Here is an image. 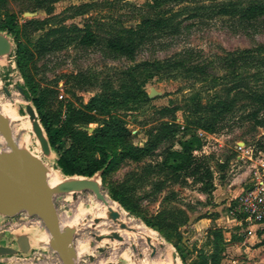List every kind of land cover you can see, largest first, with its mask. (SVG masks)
Returning <instances> with one entry per match:
<instances>
[{"label":"rangeland","instance_id":"obj_1","mask_svg":"<svg viewBox=\"0 0 264 264\" xmlns=\"http://www.w3.org/2000/svg\"><path fill=\"white\" fill-rule=\"evenodd\" d=\"M263 1L182 0L155 7L153 0H0V24L8 19L17 24L15 39L0 31L10 46L0 56V113L28 119L26 106H32V101L17 89L26 81L36 94L44 93L43 112L55 126L63 124L70 108L80 109L94 96L135 95V102L117 98L111 115L131 131L129 144L143 148L157 138L160 141L140 161H120L104 182L100 172L91 178L64 177L55 164L57 154L44 156L32 133L23 152L64 186L74 181L97 183L127 218L171 251L174 264H208L214 254V234L222 235L219 264H264V224L240 223L230 216L233 201L247 188L253 168L235 146L242 143L254 152L260 150L264 163V18L240 21L216 14L222 3L247 6ZM160 16L171 23L161 30L150 29L132 58L107 47L111 36L137 30L143 20ZM86 29L93 32L96 42L79 46L75 38ZM18 45L30 57L23 71L16 62ZM141 91L147 94L146 100L140 99ZM151 91L154 96L148 98ZM102 120L98 116L96 122L79 129L91 135ZM190 136L203 144L196 157H204L211 170L209 195L191 177H177L162 167L166 152L178 149ZM2 139L0 135V152L6 154ZM221 188L227 191L218 196L216 191ZM215 196L220 199L218 204ZM52 201L59 222L72 224L69 245L75 264H145L152 259L153 249L142 235L120 229V223L102 210L91 191H57ZM166 212H170L168 217ZM160 216L167 219L162 227ZM20 217L0 215L5 243L13 245L17 237L28 233L37 239L30 264H60L42 221L33 216L28 223L15 226ZM249 232L254 236L245 250ZM112 234L134 237L108 239Z\"/></svg>","mask_w":264,"mask_h":264},{"label":"trees","instance_id":"obj_2","mask_svg":"<svg viewBox=\"0 0 264 264\" xmlns=\"http://www.w3.org/2000/svg\"><path fill=\"white\" fill-rule=\"evenodd\" d=\"M176 1L182 0H153L152 6L158 7L164 3H176ZM217 6L216 14L233 18L238 17L240 21L264 18V1L261 3H251L247 6H243L240 2H226ZM171 21V19L164 16H160L157 19H145L137 30L129 29L125 34H117L108 38L107 47L121 56L132 58L137 45L144 40L150 29H164L169 26ZM16 26L17 24L14 20L8 19L5 23L0 24V31L15 39ZM81 33L79 37L75 38L79 46H91L96 42V38L91 30H82ZM27 53L25 47L18 45L16 62L22 71L27 66L25 60L30 58ZM232 61L235 62L234 58H232ZM196 70L200 74L203 73L201 68ZM22 89L24 96L32 101V106L38 115L50 152L57 154L55 164L64 177L85 176L91 178L100 172L99 176L104 182L105 176L120 161L130 160L138 162L157 149V144L160 141L159 138L154 143L146 144L143 148L129 144L127 141L131 131L111 115V108L117 103V98H121L124 102H135L137 100L135 95L111 92L108 96H94L80 109L70 108L67 119L63 124L55 126L47 120L43 112L44 93L40 94L39 92L36 94L35 87L28 81L22 86ZM139 93L141 95L140 99H147L145 92L141 91ZM98 116L103 117L102 123L92 131L91 135H87L86 132L79 129V127L96 122ZM202 127L208 131L211 130L209 125ZM68 141L69 145L65 146V142ZM116 146L120 147V149H116ZM202 146L201 139L196 136H190L179 144L178 149L166 152L162 167L177 177H191L193 183L202 185L200 191L209 195L213 190L211 170L204 163V157L197 158L193 156V151L200 150ZM113 199L123 203V200L120 198L113 197ZM127 210L131 213L134 212V209L130 207ZM169 215L170 212H166V217ZM166 221V218L160 216V227ZM146 223L150 224L148 221ZM214 235V254L208 264H219L221 245L219 242L222 240V235Z\"/></svg>","mask_w":264,"mask_h":264},{"label":"water","instance_id":"obj_3","mask_svg":"<svg viewBox=\"0 0 264 264\" xmlns=\"http://www.w3.org/2000/svg\"><path fill=\"white\" fill-rule=\"evenodd\" d=\"M9 41L0 36V56L9 52ZM8 70H10L8 68ZM20 94L23 89L17 86ZM154 96V91L148 94V98ZM26 113L33 121L32 129L39 142L42 154L48 156L50 148L44 131L39 124L32 106H26ZM0 135L6 141L10 151L11 159H7L0 153V215L13 216L19 212H26L29 215L37 216L43 223L49 237L50 248L57 254L61 264H75V253L70 249L72 235L65 234L60 227L57 211L52 201V192L47 185L37 163L28 154L20 151L15 145L12 133L7 121L0 114ZM91 191L99 202H103L105 197L100 191L97 183L92 181L78 182L67 188L58 190L60 193ZM109 217L113 221H118L119 215L109 210ZM98 223V220H95ZM120 229H127L125 224H120ZM102 240L103 237H96ZM108 239L120 240L118 234H112ZM16 248L0 246V256H14L18 253L26 254L30 250L27 236H19L15 240ZM102 251L101 248L98 249ZM154 257V251L151 258Z\"/></svg>","mask_w":264,"mask_h":264},{"label":"bare ground","instance_id":"obj_4","mask_svg":"<svg viewBox=\"0 0 264 264\" xmlns=\"http://www.w3.org/2000/svg\"><path fill=\"white\" fill-rule=\"evenodd\" d=\"M0 114L9 124L10 130L12 133V138H13L15 145L17 146V148L20 151H23L25 147L30 145L31 136H29V133L30 134L32 133L35 136V133L32 129V125L34 122L30 120L29 116H28L27 120H24L22 118L20 119V118L15 117L13 115V113H9L8 115H6L4 113H0ZM2 144L5 147L4 149H7L8 152L6 154L1 153V152L0 153L2 155H4L7 159H11V155H10L11 151H10V149H9V147H8V145L4 139H2ZM41 172L46 179L47 185L49 186V188L52 192V195L60 189L67 188L71 185L78 183L77 181H74L71 184H67L66 186H64L61 184L60 179L56 175L43 172L42 170H41ZM104 197H105L104 201L100 202L101 206H102V210L104 212L109 211V210L112 212H116L119 215L117 222H119L120 224H125L127 227V229H124V230H137L138 234L142 235L143 241L146 243V245L150 246L153 249L154 257L152 259L146 260L145 264H174V259H173L171 251L168 248L163 247L164 244L157 241V239L155 238L156 236H154L151 232H149L144 227L133 223V220L130 218H127L128 215H126V213L119 210L118 206L114 202L109 200L106 196H104ZM60 227H61V230L66 235L70 234L71 230L73 229L71 222H68V223H66V222L61 223L60 222ZM133 237L134 236H132V235L130 236L128 234L123 235L122 237L120 235L121 239L119 241H123V240L129 241ZM158 246H162L163 249L161 251H159L157 248ZM155 251H156V253H155Z\"/></svg>","mask_w":264,"mask_h":264},{"label":"built area","instance_id":"obj_5","mask_svg":"<svg viewBox=\"0 0 264 264\" xmlns=\"http://www.w3.org/2000/svg\"><path fill=\"white\" fill-rule=\"evenodd\" d=\"M235 151L241 155V159L246 158L252 162V171L249 178L247 188L242 191L233 201L230 210V216L242 223L247 222L253 225L264 224V163L261 159V151L254 152L253 149L240 143L235 146ZM202 151H193V156L201 154ZM257 156V157H256ZM256 157V158H254ZM258 160V164L255 161ZM21 215L18 222L13 223L15 226L26 224L33 217L26 212L17 213ZM16 215V214H15ZM249 234H251L249 232ZM1 236V232H0ZM34 258V257H33ZM0 264H7L0 256ZM61 264V262H60Z\"/></svg>","mask_w":264,"mask_h":264},{"label":"crops","instance_id":"obj_6","mask_svg":"<svg viewBox=\"0 0 264 264\" xmlns=\"http://www.w3.org/2000/svg\"><path fill=\"white\" fill-rule=\"evenodd\" d=\"M227 191V190H226ZM224 191V189H219V191L217 193V195L219 196L218 193H221V192H226ZM215 194V193H214ZM218 196H215V199H214V203L218 204L220 199H218ZM25 236L28 237V240H29V245H30V250L28 253L26 254H22V253H18L14 256H2L3 258V261L7 264H14V263H21L23 262L22 264H30L31 261H32V258H31V252L33 249L36 248V245H37V242L36 240H34V237L30 234H26ZM250 238H247L246 241H244V246H245V250H248V246H250V241L253 239V236L252 234H250ZM16 240V239H15ZM5 242H7L6 240L3 239L2 236H0V246H8V247H13V248H16V245L13 244V245H9V244H6Z\"/></svg>","mask_w":264,"mask_h":264}]
</instances>
